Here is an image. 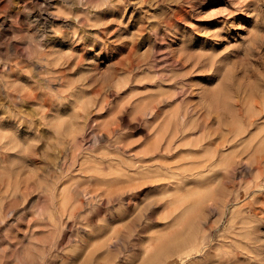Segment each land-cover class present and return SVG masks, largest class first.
<instances>
[{
	"label": "rangeland",
	"instance_id": "374dc122",
	"mask_svg": "<svg viewBox=\"0 0 264 264\" xmlns=\"http://www.w3.org/2000/svg\"><path fill=\"white\" fill-rule=\"evenodd\" d=\"M218 127L264 134V0H0V264H264Z\"/></svg>",
	"mask_w": 264,
	"mask_h": 264
},
{
	"label": "bare ground",
	"instance_id": "6f19581e",
	"mask_svg": "<svg viewBox=\"0 0 264 264\" xmlns=\"http://www.w3.org/2000/svg\"><path fill=\"white\" fill-rule=\"evenodd\" d=\"M253 122H255V121H253ZM230 129L228 128L229 131H230ZM218 130H219V127H218L217 130H215V132L218 133V135L221 134L222 138L219 140V142L215 146V149L213 150L214 151L213 155L209 156L208 158H206L204 160V166L208 167V170H211L214 173L219 172V170H222L223 172H225L226 170L229 171V172H231V171L232 172H236V171L240 170L241 168L255 169V170H257L258 176H260L259 180H257V183L262 181V180H264V134H263L264 130H262V134L263 135L260 136L259 139H258V137H259L258 133H256L254 135L253 143L250 142L251 144H253V146L250 145L251 148H249L250 146H248L249 145L248 144L247 146L244 145V147L242 149H239L240 147H237L238 144H236V148L237 149L236 148L234 149L232 147L233 150L232 149L230 150L232 152H227V153L226 152H221V151L223 150V148L225 146V142L230 140L229 139L231 137L230 135H234L233 131H230L228 133V135H226L224 133L225 130L224 131H223V129H222V131H220V130L218 131ZM115 131H116V128H115ZM237 131L239 132V130H237ZM206 133L207 134L205 136H207V137L210 136L211 137L210 141L214 142L215 138H212L214 134L211 133V131L209 129L206 131ZM216 133H215V135H217ZM204 134H205V132H204ZM236 134H238V133H236ZM236 134L234 136H236ZM234 136H233V138H234ZM237 138H238V136H237ZM237 138H234L235 141L237 140ZM254 139L256 140V142H254L255 141ZM245 147L246 148L248 147V149H246ZM244 148H245V150H244ZM246 152L250 154V156L247 157V158H249L250 161H247L246 156H243L244 153L247 154ZM198 166H200V164H198L197 167ZM91 191L92 190H89V189L86 188V190L84 192L87 195L89 193H91L92 196H93V192H91ZM84 192H83V194H84ZM85 196L86 195H84V197ZM89 197H90V194H89ZM120 197L123 198V199L126 198V197H124V195H121ZM239 197H240V195H239V193H237L235 198L238 199ZM83 202H84V200H83Z\"/></svg>",
	"mask_w": 264,
	"mask_h": 264
}]
</instances>
